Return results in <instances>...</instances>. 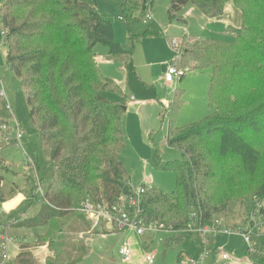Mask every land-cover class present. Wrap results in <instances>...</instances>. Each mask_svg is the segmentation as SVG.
Returning a JSON list of instances; mask_svg holds the SVG:
<instances>
[{
  "label": "trees",
  "instance_id": "trees-1",
  "mask_svg": "<svg viewBox=\"0 0 264 264\" xmlns=\"http://www.w3.org/2000/svg\"><path fill=\"white\" fill-rule=\"evenodd\" d=\"M172 1V12L192 4L214 19L231 0ZM232 1L242 12L239 32L230 38L190 35L172 63L183 69L180 79L191 71L212 70L208 95L214 112L197 122L175 124L174 115L184 103L183 90L176 88L167 143L181 152L182 162L160 166L176 172L177 188L166 193L142 185L143 220L158 229L211 226L215 216L237 204H248L255 212L256 203L264 199V0ZM0 3L7 63L22 79L30 117L39 126L54 168L39 211L0 222V264H40L33 249L41 247L50 253L46 264H77L91 252L92 238L80 234L89 224L81 222L86 219L78 209L86 200L110 205L134 190L122 159L127 93L102 72L95 48L107 45L109 55H120L128 64L133 63V51L116 40L111 19L81 0ZM121 4L129 25L130 0ZM149 6L144 0L143 11ZM103 91L118 98L110 99ZM12 130L8 121L0 120V217L2 185L10 169L1 150L18 142ZM260 213L264 216V207ZM9 226L46 229L31 242L25 239L17 255L7 260ZM260 259L254 264H263L264 257Z\"/></svg>",
  "mask_w": 264,
  "mask_h": 264
},
{
  "label": "rangeland",
  "instance_id": "rangeland-1",
  "mask_svg": "<svg viewBox=\"0 0 264 264\" xmlns=\"http://www.w3.org/2000/svg\"><path fill=\"white\" fill-rule=\"evenodd\" d=\"M81 1L95 6L103 17L111 19L116 40L133 51V63L128 64V60L123 62L117 55H109L107 45L98 44L95 48L102 72L128 93L124 98L128 109L123 119L126 142L122 159L131 184L133 188H140L144 183H149L166 193H172L177 188V174L173 170L162 168L160 164L175 160L182 162L181 152L167 143L176 88L183 90L184 103L174 115L175 124L200 121L213 113L214 109L209 106L208 95L211 69L191 71L182 79L178 78L170 84L166 82L165 73L177 54L170 46L168 36L181 39L182 47L190 35L201 38L224 35L230 38L240 30L242 12L231 0L227 3L224 14L217 17L220 22H213V19L205 17L198 8L191 15H186L185 9L180 12L170 11L172 0H147L150 6L145 11L144 0H130V8L127 10L130 19L128 25L121 4L123 0ZM190 5L188 4L189 7ZM1 6L2 3L0 13ZM145 13L152 14L153 19L147 20ZM226 20H229L228 23ZM181 70L183 71L182 68ZM0 77L7 94L6 98L0 97V120L9 122L13 135L17 124L24 130L21 140L12 142L1 150V156L10 169L5 173L2 185L5 201L2 204L4 214L0 217V222H12L14 219L19 220V212L26 213L28 218L40 210L43 196L36 193L38 179L43 191H47L54 178V168L43 146L39 126L30 117L28 97L22 79L7 63V47L1 23ZM103 94L110 99L118 98L109 91H103ZM29 158L36 160L37 168L29 165ZM262 207L264 199L256 203L255 212L248 209V204L239 203L229 213L215 216L213 225L221 229L228 228L232 233H209L207 238L193 229L172 231L158 229L156 225L147 228L143 235H138L135 231L121 232L104 220H89L78 209L77 214L86 219H81V222L87 221L89 224V229L81 231L80 234H87L92 238L91 252L77 264H146L147 254L155 255L154 264H178L181 254L182 260L187 255L196 256L201 252L202 246H206L209 251L203 264H215L217 261L221 264H245L247 259L259 263L260 258L264 257V222L261 223L260 232L256 231L255 224ZM0 227V230H4L3 226ZM248 228L253 229V232L250 231L254 251L250 250L241 233V230ZM45 229L41 226H9L6 231V259L14 258L21 243L26 240L33 241ZM126 241L133 250V258L127 262L119 253L120 246ZM33 251L39 263L46 264L50 255L48 249L41 247L34 248ZM222 252L228 253L231 258L223 261Z\"/></svg>",
  "mask_w": 264,
  "mask_h": 264
},
{
  "label": "built area",
  "instance_id": "built-area-1",
  "mask_svg": "<svg viewBox=\"0 0 264 264\" xmlns=\"http://www.w3.org/2000/svg\"><path fill=\"white\" fill-rule=\"evenodd\" d=\"M147 20H152L153 15L147 13L145 15ZM170 46L179 53L182 49L183 42L181 39L176 37H169ZM183 71L177 68L174 65H170L167 72L165 73V80L168 83L174 82L176 79H180ZM0 97L6 98V89L0 80ZM8 108H11L10 104H7ZM8 129L7 126H4V130ZM14 133L17 140H21L24 136L23 128L17 124ZM29 165L33 168H37V163L34 158H29ZM132 194H123L121 195L114 203L112 204H95L90 200H86L81 207L82 212L86 217L91 221H101L109 223L111 226L115 227L118 231L127 232L135 231L138 235H143L147 228L153 227L154 223H147L143 220L142 211H141V199H142V186L140 188H133ZM37 194H44L43 188L41 186V181L38 179ZM260 219V220H259ZM264 222V216L260 215L258 220H256L255 228L257 232H260L261 223ZM198 234L202 233L205 238L208 237L209 233L214 235L219 233H232L230 229L225 228L221 229L216 227V225L203 226L198 229H194ZM243 229L241 233L243 234L247 244L250 247L251 251L255 250L254 244L251 241V231L253 229ZM259 235V234H258ZM119 253L121 258L124 261H130L133 258V250L131 249L130 243L125 242L119 248ZM209 251L206 246L201 247V252L196 256L187 255L181 262L182 264H203L204 259L208 256ZM221 258L223 260H229L231 256L226 253H221ZM146 264L155 263V255L147 254L145 256Z\"/></svg>",
  "mask_w": 264,
  "mask_h": 264
},
{
  "label": "crops",
  "instance_id": "crops-1",
  "mask_svg": "<svg viewBox=\"0 0 264 264\" xmlns=\"http://www.w3.org/2000/svg\"><path fill=\"white\" fill-rule=\"evenodd\" d=\"M187 7V8H186ZM182 9H185L186 10V15H191V14H193V13H195L196 12V9H197V7H195L194 5H190V7L188 6V4H186V5H184L182 8H181V10ZM180 10V11H181ZM180 11H178V12H180ZM204 15V14H203ZM205 16V15H204ZM206 17V16H205ZM208 18V17H207ZM209 19H211V18H209ZM211 21H213V22H216V21H219L220 22V20H218L217 18L214 20H211ZM227 21V20H226ZM229 21V20H228ZM228 21L226 22V23H228ZM222 23V22H221ZM223 23H225V21H223ZM168 37H170V36H168ZM118 57H120L121 59H122V56H120V55H117ZM126 64V63H125ZM168 83V82H167ZM168 84H170V83H168ZM121 86V85H120ZM122 87V86H121ZM123 88V87H122ZM124 89V91L127 93V90L125 89V88H123ZM128 96V93H127V95L125 96V97H127ZM128 109V108H127ZM19 214V215H18ZM17 216L19 217V220L20 219H23V218H25V217H27V214L26 213H23V212H19V213H17ZM15 221H18V219H14ZM199 254V253H198ZM197 254V255H198ZM223 260V259H222ZM244 260V259H243ZM223 261H225V260H223ZM245 261H247V262H245V264H254L253 262H252V260L250 259H247V260H245ZM222 262V261H221ZM215 264H221L219 261H217ZM264 264V263H263Z\"/></svg>",
  "mask_w": 264,
  "mask_h": 264
}]
</instances>
